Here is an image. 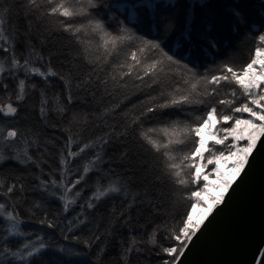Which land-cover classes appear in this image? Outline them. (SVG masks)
<instances>
[{
  "label": "snow or ice",
  "instance_id": "obj_1",
  "mask_svg": "<svg viewBox=\"0 0 264 264\" xmlns=\"http://www.w3.org/2000/svg\"><path fill=\"white\" fill-rule=\"evenodd\" d=\"M57 33L74 56L46 51ZM244 42L248 60L231 63ZM81 92L103 95L77 108ZM0 173V264H133L145 250L184 264L256 181L239 242L242 264H264V0H0ZM165 189L174 211L157 223Z\"/></svg>",
  "mask_w": 264,
  "mask_h": 264
},
{
  "label": "trees",
  "instance_id": "obj_2",
  "mask_svg": "<svg viewBox=\"0 0 264 264\" xmlns=\"http://www.w3.org/2000/svg\"><path fill=\"white\" fill-rule=\"evenodd\" d=\"M9 3H13L14 0H8ZM55 22V18L54 17H48L47 20L45 21L44 24H41L40 28L38 30H36L35 25L33 24V37L34 39H36L37 41H39L40 39H43V36L46 34L45 33V26L48 24H52ZM79 22V21H78ZM12 24L15 26V28L17 29L18 32L23 33L25 27L28 24V21H25L23 19V14H13L12 17ZM86 40L91 39L92 43L91 45H86V46H90L92 49V54L95 55H102V49L98 48V43L99 41L96 40L95 38H93L91 36V33L88 34V36L85 37ZM78 45L75 43V41L67 34V33H57L55 34L54 38H51L46 46V51H51L53 49L60 51V50H67V54L69 56H74L76 51L78 50ZM251 49H252V45L244 42L241 43L237 46L236 50L233 51L232 48H228L226 50V52L224 53L225 55H227L228 57H230V62L236 65H239L243 62H245L246 60H248L250 54H251ZM123 59V55H121L119 58H113V63H119L120 60ZM210 59V57H209ZM54 64H56L57 66H59L60 61L59 60H54L53 61ZM105 71L103 72H99V75L101 76V78H105L108 76V73L110 71H112L111 65H105ZM80 69L81 72L84 74H87V72L89 71V68L87 65L81 63L80 64ZM95 75V74H94ZM129 84H131V79H129ZM109 88H111V81L109 80ZM54 91H59V89H54ZM125 89H121L119 92L115 93V101H119L121 99V95L123 92H125ZM103 95L102 92H99L96 99H93L90 95L87 97V100L85 99V94L83 92H81L79 94V96H77L76 98L80 101V104H78L76 107H84L87 109H91L93 107H95L100 99V96ZM140 99H143V96L140 97ZM90 101V103L88 102ZM113 100H111L110 98H105V102L106 103H110V102H115ZM137 101L134 99L133 103H136ZM39 103V99L38 97H32L29 100V106L30 107H34L36 105H38ZM30 123H32L34 126L39 127V123L36 119L35 116H33L31 118ZM59 121L56 119L50 120L49 122V126L46 130V134L53 138L56 139L57 137L61 136L62 133H60L59 129L55 128L54 126L56 124H58ZM60 127H63V125H60ZM93 134H99V131L95 128H90L88 132L85 133V135H93ZM59 145L57 144V147ZM149 160H151V157L148 158ZM0 176H3V173H0ZM29 179H31V177H29ZM52 210L55 211L56 210V205L53 204L52 205ZM173 208L170 205L169 199L167 198V189H165V196L164 198L161 199V212L159 214V216L157 217V223H162L164 220H169L170 221V217L173 214ZM176 211H179V209H176ZM135 215V213H134ZM149 231H151V229H149ZM133 264H158V260L156 258V256L154 255V253L149 252L147 250L144 251L142 257L140 258H133Z\"/></svg>",
  "mask_w": 264,
  "mask_h": 264
},
{
  "label": "water",
  "instance_id": "obj_3",
  "mask_svg": "<svg viewBox=\"0 0 264 264\" xmlns=\"http://www.w3.org/2000/svg\"><path fill=\"white\" fill-rule=\"evenodd\" d=\"M259 211L260 193L256 181L195 242L187 252L184 264H242L250 253L246 245L239 242L240 236L250 223L258 219Z\"/></svg>",
  "mask_w": 264,
  "mask_h": 264
},
{
  "label": "rangeland",
  "instance_id": "obj_4",
  "mask_svg": "<svg viewBox=\"0 0 264 264\" xmlns=\"http://www.w3.org/2000/svg\"><path fill=\"white\" fill-rule=\"evenodd\" d=\"M209 167H211V166H209Z\"/></svg>",
  "mask_w": 264,
  "mask_h": 264
}]
</instances>
